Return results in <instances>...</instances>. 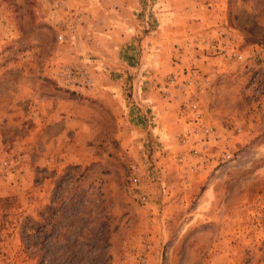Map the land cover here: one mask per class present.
<instances>
[{"label": "rangeland", "instance_id": "rangeland-1", "mask_svg": "<svg viewBox=\"0 0 264 264\" xmlns=\"http://www.w3.org/2000/svg\"><path fill=\"white\" fill-rule=\"evenodd\" d=\"M0 264H264V0H0Z\"/></svg>", "mask_w": 264, "mask_h": 264}, {"label": "built area", "instance_id": "built-area-1", "mask_svg": "<svg viewBox=\"0 0 264 264\" xmlns=\"http://www.w3.org/2000/svg\"><path fill=\"white\" fill-rule=\"evenodd\" d=\"M235 57H237L236 54H234ZM240 58V56L238 57ZM62 77L63 80L66 81L67 83H75L78 81L81 82L82 85L85 86H90L91 85V80L89 77H87L85 74L83 73H77L76 71H74L73 69H64L63 73H62ZM176 78L174 77H170L168 79V85H171L175 82ZM187 83L188 85H191L192 81L190 79H187ZM191 111L192 117H193V121L198 124L201 128V130L203 129V134L206 136V138L211 134V129L205 128L203 126V121H202V116L200 113V110L198 108V106L196 104H190L188 106V108ZM224 151L221 153V159L222 161H226L231 157V153L229 151V149H227V147H224ZM194 154H197V152H194ZM133 182H137V179L135 177H133L131 179Z\"/></svg>", "mask_w": 264, "mask_h": 264}]
</instances>
